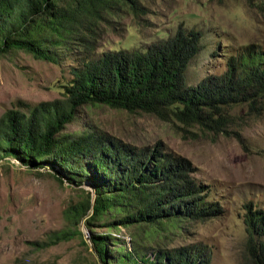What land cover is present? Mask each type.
<instances>
[{"label":"trees","instance_id":"1","mask_svg":"<svg viewBox=\"0 0 264 264\" xmlns=\"http://www.w3.org/2000/svg\"><path fill=\"white\" fill-rule=\"evenodd\" d=\"M253 1L264 12V1ZM141 5L142 0H0V55L24 50L56 64L73 59V77L61 84L62 98L21 101L0 117V159L15 157L36 169L47 166L61 182L89 186L82 188L84 199L64 210V228L29 241L34 250L83 236L84 221L98 264H213L212 251L201 242L147 247L167 223L179 226L225 212L211 198V188L195 176L198 168L190 158L161 141L138 146L93 125L78 136L63 132L87 104L226 132L234 122L233 107L255 109L264 102V47L257 43L231 46L226 69L204 76L192 74V63L207 49L209 35L184 23L144 46L99 52L107 27L118 28L113 18L127 9L138 12ZM220 42L211 54L220 51ZM245 210V264H264V207L250 201ZM99 220L110 227L134 226L130 247L117 236L95 233ZM109 239L122 245L110 248Z\"/></svg>","mask_w":264,"mask_h":264},{"label":"rangeland","instance_id":"2","mask_svg":"<svg viewBox=\"0 0 264 264\" xmlns=\"http://www.w3.org/2000/svg\"><path fill=\"white\" fill-rule=\"evenodd\" d=\"M257 3L142 0L140 11L127 9L113 18L118 28L107 27L98 51L122 45L141 47L174 33L184 23L209 35L207 49L192 63V74L222 73L226 69L225 53L231 46L250 42L264 47V12ZM213 34L218 39L212 38ZM219 39L222 48L211 54ZM72 62L66 58L56 64L24 50L0 55V117L21 101L36 104L62 98L61 84L73 77L69 69ZM231 112L234 122L226 132H209L163 120L153 113L87 104L63 132L78 136L93 125L138 146L161 141L190 158L198 168L195 176L211 188V198L219 201L225 212L207 220L181 221L179 226L167 223L147 247L201 242L212 251L213 264H245V204L253 201L255 206L264 207V102L255 109L239 104ZM82 188L89 186L61 182L47 166L36 169L22 165L15 157L0 159V264H98L84 221L80 224L83 236L78 233L44 250H34L29 243L66 226L64 210L84 199ZM104 222H95V233L117 236L130 247L134 226L116 228ZM121 242L109 239L107 245L118 247Z\"/></svg>","mask_w":264,"mask_h":264}]
</instances>
